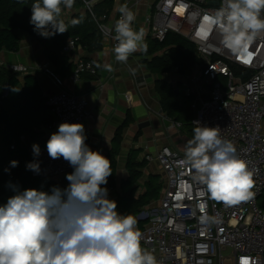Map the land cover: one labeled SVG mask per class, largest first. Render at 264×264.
Segmentation results:
<instances>
[{"label": "built area", "instance_id": "2783aa9c", "mask_svg": "<svg viewBox=\"0 0 264 264\" xmlns=\"http://www.w3.org/2000/svg\"><path fill=\"white\" fill-rule=\"evenodd\" d=\"M208 5L209 0H157L152 13L146 16L151 37L163 42L169 32L187 38L202 58V75L210 84V96L193 104L192 123L219 127L221 136L231 141L237 155L247 162L252 172L254 196L247 202L226 207L209 197L206 188L193 180V171L184 163V152L163 146L155 159L164 174L166 187L158 204L137 215L141 246L156 257L158 264H264V34L250 42L242 54H234L222 44L219 28L210 22L211 12L220 6ZM92 16L95 0H85ZM129 7V0L122 3ZM104 15L97 20L101 34L111 40L113 26ZM78 38H69L64 53L74 51ZM46 67V64L44 65ZM16 73H34L37 67L23 64L7 66ZM98 62L77 58L70 76L77 82L85 73L96 74ZM46 104L55 115L46 127L47 137L63 122L82 123L92 120L87 100L68 91H59L47 98ZM174 127L181 124L174 122ZM86 134V133H85ZM86 144L90 147L88 139ZM38 157L41 173L34 177L60 181L72 167L62 158L53 160L46 146ZM32 151V150H31ZM33 154V153H32ZM34 160V156L30 161ZM208 220L209 222H205ZM230 250L229 256L224 252Z\"/></svg>", "mask_w": 264, "mask_h": 264}, {"label": "clouds", "instance_id": "9594fccd", "mask_svg": "<svg viewBox=\"0 0 264 264\" xmlns=\"http://www.w3.org/2000/svg\"><path fill=\"white\" fill-rule=\"evenodd\" d=\"M74 4L75 0H35L29 23L44 38L63 34L69 26L63 14ZM119 11L113 52L117 62L127 64L132 54L147 51L146 34L143 28L133 29L136 17L127 5ZM209 19L219 28L224 47L242 54L264 34V0H221ZM82 20L83 16L69 23L74 27ZM103 67L113 71L109 63ZM195 124L194 136L183 146L193 180L206 188L210 199L226 207L251 200L252 172L234 144L221 136L219 127ZM86 140L82 123L63 122L46 142L48 156L62 158L73 169L66 174V188L21 190L9 182L15 194L0 206V264H158L153 253L141 246L135 217L120 214L117 203L108 198V189L102 187L113 173L110 160L93 151ZM31 147L34 160L26 169L40 174L41 149L35 143ZM18 163L10 161V168Z\"/></svg>", "mask_w": 264, "mask_h": 264}, {"label": "crops", "instance_id": "0c3cea01", "mask_svg": "<svg viewBox=\"0 0 264 264\" xmlns=\"http://www.w3.org/2000/svg\"><path fill=\"white\" fill-rule=\"evenodd\" d=\"M99 1L101 0H95V3ZM123 1L125 0H115L111 14L107 15L106 21L111 26L115 23ZM156 1L129 0V9L136 17L132 27L136 31L144 29L146 34L144 42L148 45L151 41L158 42L151 37L149 24L146 22V16L152 13L150 7H153ZM213 1L218 2L209 0L208 5H213L211 4ZM71 11L64 12V17L68 18ZM80 11L90 13L87 5ZM102 16L104 15L95 19L100 20ZM18 35L19 51L0 50V63L4 66L23 64L37 67L34 73L18 74L20 77L35 75L47 98L64 90L87 100L93 119L85 121L83 125L90 148L101 152L110 162V155L115 152V184L111 186L108 180L107 184L102 186L108 189V198L117 202L118 198L128 191L138 198L146 193L147 183L156 180L161 186L159 196L147 203L143 209L158 204L166 187L165 177L159 163L155 159L147 160L146 156H155L163 146H169L179 153L184 152V144L194 136L193 130L196 126L189 125L194 116L193 104L198 105L201 100L208 98L211 90L210 84L202 75L200 66L202 64L192 66L187 75L180 74L177 69L153 73L145 59H152L154 55L163 56V49L154 55H146L145 52L134 53L129 57L127 64H120L115 60L111 40L101 34L102 50L89 53L78 47L67 53L69 62L73 65L79 57L95 59L98 62L96 74L85 73L77 82H72L70 76L74 66L71 73L60 74L59 69L49 61L43 46L36 39L24 31H18ZM105 63L111 64L113 71H106L103 67ZM130 69H134L135 74ZM162 81L170 85L174 92L170 104L163 100L158 92L157 85ZM182 96L183 101L180 99ZM174 122L180 123L181 127H174ZM117 134H120V140L117 139ZM45 138H48L46 127ZM130 161L139 166L140 178L137 183L127 187L123 186V183L130 175ZM60 182L68 185L66 174ZM260 204L264 207V197L260 198ZM117 211L122 214L118 208Z\"/></svg>", "mask_w": 264, "mask_h": 264}, {"label": "trees", "instance_id": "16d2710c", "mask_svg": "<svg viewBox=\"0 0 264 264\" xmlns=\"http://www.w3.org/2000/svg\"><path fill=\"white\" fill-rule=\"evenodd\" d=\"M115 0H101L94 4V17L88 12L80 9L86 6L85 0H75L68 18H63L69 24L68 31L56 34L50 38H44L34 31L29 21L31 17V6L35 0H0V50L17 52L20 48V37L18 31H24L36 39L44 48L49 61L53 63L60 74H69L73 70V63L63 52V48L69 38L77 37V47L87 50L89 53L98 52L103 49V38L97 21L101 15H109L113 10ZM67 10H65L66 12ZM83 16V20L76 26H71L69 21L73 18ZM75 49V50H76ZM163 49V56L154 55ZM146 55H154L152 59H145L146 64L153 73H165L177 69L182 75L190 73L192 66L203 64L194 45L187 39L175 32H169L163 42L151 41L147 44ZM19 90L13 92L12 88ZM158 92L163 100L173 98L172 87L165 82H159ZM47 97L44 95L38 79L33 74L24 77L7 66L0 63V206L15 193L8 187L9 182L19 185L20 189L35 188L50 192L53 186L66 188L60 181L34 177L26 164L32 159V145L41 147L46 144L45 127L50 125L55 115L46 104ZM189 124V123H188ZM193 125L192 120L191 124ZM194 126V125H193ZM120 140V134H117ZM115 152L111 157L112 175L108 178L111 186L115 181ZM18 161V166L10 168V161ZM128 180L123 186H130L138 182L140 178L139 166L130 161ZM9 169V171H5ZM146 193L138 198L131 191L118 198L117 208L122 214H130L135 217L142 211L143 207L151 200L159 196L160 184L155 180L147 183Z\"/></svg>", "mask_w": 264, "mask_h": 264}, {"label": "rangeland", "instance_id": "374dc122", "mask_svg": "<svg viewBox=\"0 0 264 264\" xmlns=\"http://www.w3.org/2000/svg\"><path fill=\"white\" fill-rule=\"evenodd\" d=\"M182 101L184 100V96L180 98ZM231 254L230 250L224 252V256H229ZM226 264H231L229 260L226 261Z\"/></svg>", "mask_w": 264, "mask_h": 264}, {"label": "water", "instance_id": "95a60500", "mask_svg": "<svg viewBox=\"0 0 264 264\" xmlns=\"http://www.w3.org/2000/svg\"><path fill=\"white\" fill-rule=\"evenodd\" d=\"M211 4H213V5H217L218 2H217V1H213V2H211Z\"/></svg>", "mask_w": 264, "mask_h": 264}, {"label": "snow or ice", "instance_id": "6c2138e0", "mask_svg": "<svg viewBox=\"0 0 264 264\" xmlns=\"http://www.w3.org/2000/svg\"><path fill=\"white\" fill-rule=\"evenodd\" d=\"M245 264H247V262H245Z\"/></svg>", "mask_w": 264, "mask_h": 264}]
</instances>
